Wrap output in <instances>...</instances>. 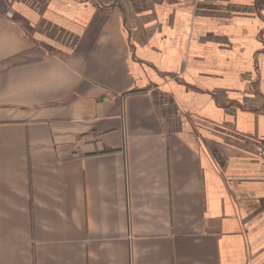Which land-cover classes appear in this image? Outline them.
<instances>
[{
	"label": "crops",
	"instance_id": "0c3cea01",
	"mask_svg": "<svg viewBox=\"0 0 264 264\" xmlns=\"http://www.w3.org/2000/svg\"><path fill=\"white\" fill-rule=\"evenodd\" d=\"M264 0H0V264H264Z\"/></svg>",
	"mask_w": 264,
	"mask_h": 264
},
{
	"label": "built area",
	"instance_id": "2783aa9c",
	"mask_svg": "<svg viewBox=\"0 0 264 264\" xmlns=\"http://www.w3.org/2000/svg\"><path fill=\"white\" fill-rule=\"evenodd\" d=\"M260 155L264 159V140L260 144Z\"/></svg>",
	"mask_w": 264,
	"mask_h": 264
}]
</instances>
